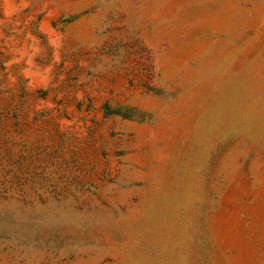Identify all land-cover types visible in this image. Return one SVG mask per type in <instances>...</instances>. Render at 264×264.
Wrapping results in <instances>:
<instances>
[{
  "label": "rangeland",
  "instance_id": "obj_1",
  "mask_svg": "<svg viewBox=\"0 0 264 264\" xmlns=\"http://www.w3.org/2000/svg\"><path fill=\"white\" fill-rule=\"evenodd\" d=\"M0 264H264V0H0Z\"/></svg>",
  "mask_w": 264,
  "mask_h": 264
}]
</instances>
